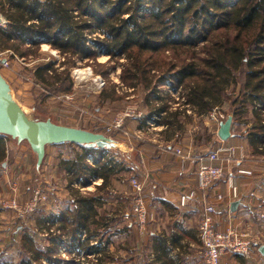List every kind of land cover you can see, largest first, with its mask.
I'll use <instances>...</instances> for the list:
<instances>
[{"label":"trees","instance_id":"trees-1","mask_svg":"<svg viewBox=\"0 0 264 264\" xmlns=\"http://www.w3.org/2000/svg\"><path fill=\"white\" fill-rule=\"evenodd\" d=\"M0 8L8 20L6 28L0 27V47L26 57L43 41L64 55L60 65L65 71L59 72L53 62L35 71L48 88L70 92V68L77 61L95 62L102 54L109 57L107 63L121 66L126 86L143 88L149 110L145 121L159 118V125L178 130L183 128L180 117H189L188 107L190 115L205 116L229 102L233 124L247 125L244 133L252 152L264 155V0H2ZM163 85L177 91L183 103L163 92ZM115 88L103 91L102 98L115 100ZM3 136L0 165L8 156ZM62 144L72 147L73 155L61 159L59 167L77 192L99 179L95 191L108 188L125 166L109 159L104 148ZM89 194L78 195L51 218L48 245L38 247L31 235H24L20 260L0 257V264H81L76 252L94 257L93 264H110V252L101 247L105 241L97 232L101 224L106 228L97 211L101 198ZM174 227L171 235L152 236L147 264H183L184 258L172 253L182 249L187 232ZM62 245L71 258H62Z\"/></svg>","mask_w":264,"mask_h":264},{"label":"rangeland","instance_id":"rangeland-1","mask_svg":"<svg viewBox=\"0 0 264 264\" xmlns=\"http://www.w3.org/2000/svg\"><path fill=\"white\" fill-rule=\"evenodd\" d=\"M0 14H3L1 9ZM0 19L1 23L6 24L4 27L3 25H0V27L6 28L8 20L1 17ZM53 52H56V55ZM108 58V56L99 54L95 62L77 61L70 68L71 91L64 92L60 89L54 91L35 77V71L42 64L52 62L54 68L58 69L59 72L65 71L66 66L60 65V62L64 60V55L60 54L58 50L52 48L49 44L46 46L41 45L36 52L21 57L13 50L0 47V80L5 85L12 100L17 102L22 109L25 108L26 112L24 111V113H27L31 120L34 122L49 121L53 125L82 130L85 135L87 132H98L104 134L108 139L122 136L125 139H121V141L133 145L135 148L134 151L127 150L126 147L123 148L125 150H121L122 148L115 145L107 151L109 159L116 161L117 164L123 163L125 165L122 169L121 167L118 168L120 170L108 185V189L95 191V188H88V190L82 189L77 193L76 187L78 186L74 184L69 186L65 173L59 167L61 159L73 155L72 147L58 146L59 143L51 142L42 144L39 148V145L29 138L6 135L9 141L7 145L9 153L0 165V257L15 263L18 262L22 251L25 250L22 241L24 235H31L38 247L48 245L52 236H48L47 227L53 224L51 218L60 216L61 211L64 209L59 207L63 205L61 199L64 197L66 199L76 198L78 195L88 196L91 190L92 194L96 195L97 198H101L103 203L97 211L99 216L106 219V228L101 224L97 232L100 237L103 236L105 241L101 247L110 252L107 255L112 258L110 264H147L152 249L151 232L161 230L163 221L166 225H173V222L176 221V218H170L174 212L166 210L168 213H165L157 207L152 197L154 195L151 190L152 184L143 180L145 179L144 174L143 179L141 176L138 161L140 150L136 147H150L154 143L153 140H150L154 136L151 131L144 136L135 132L136 127L142 124L140 121L141 119L143 121L144 117L141 119L136 116L127 117L121 128L109 130L110 125L115 124L116 117L121 113L141 111L146 116L149 110L143 106L145 95L143 88L139 87L135 90L126 86L119 78L122 73L121 66L116 65V61L107 63ZM6 60L9 63L8 66L4 65ZM119 62H124V59ZM97 63L101 66H97ZM87 67H91L93 72L91 75L84 71ZM75 70L81 71V74L74 72ZM97 76H101L106 81V86L103 89L96 88L94 78ZM67 85L69 84L67 83ZM112 85L116 87V99H103L101 93L106 89H110ZM59 87L57 85L55 88ZM160 89L177 100L169 92L167 85L161 86ZM238 92L239 87L234 94L237 95ZM227 93L231 96L233 90L230 89ZM67 96L70 98H67ZM221 109L228 117L233 116L229 102L225 103ZM180 118L183 123L185 121L186 125L188 122H192L189 117L186 122L187 116H181ZM250 119L251 117H249ZM207 120L209 121L208 126H202L200 130L203 144H209L212 137L211 133L216 132V122ZM143 123L145 124V121ZM157 124H154V126L152 123L150 125L147 123L145 126L148 125L152 130H156L158 126H162ZM125 126L131 129L130 133L126 131ZM246 128L247 125L245 124L234 125L233 133H236L240 138H244L246 137L244 133ZM216 135L218 136L217 132ZM46 149H49L47 158L43 156L47 153ZM208 150H211V148ZM62 155L63 157H61ZM248 161L251 162L249 163L251 169L254 168L255 171L262 170L263 172L260 171V173L264 176V160L257 159L256 155L251 152ZM134 178L144 183L142 197L148 211V218L143 225L139 224L140 222L133 211L139 196L131 183ZM95 181L97 182V180ZM37 191L45 192L48 201L33 209L32 203ZM15 201L16 204L13 205ZM129 213L130 216L126 219L125 215ZM173 217H177V215ZM201 217L192 216V220L188 224H195L198 227V234L200 233ZM263 219L264 214L262 213L261 220ZM54 224L56 227L59 226L58 220L54 221ZM109 226H112V228L109 229ZM56 227L51 229L54 231ZM93 229H95V226L91 229L92 232L95 231ZM43 232H47V234ZM108 239L111 242L109 245L107 244ZM198 239L199 242L190 248L191 255L185 259L184 263L208 264L205 249L202 242H200V238ZM93 241L95 240L92 239ZM259 241L262 244L264 238ZM59 253L63 259L71 258L63 247L61 251L59 250ZM63 253L65 254L63 255ZM76 253L74 256L77 262L93 264L94 257L89 256V258H86L83 255L78 256ZM252 254H254L253 250L251 258H247L243 253H227L221 257L220 264H259L253 260ZM43 264L49 263L44 261Z\"/></svg>","mask_w":264,"mask_h":264},{"label":"crops","instance_id":"crops-1","mask_svg":"<svg viewBox=\"0 0 264 264\" xmlns=\"http://www.w3.org/2000/svg\"><path fill=\"white\" fill-rule=\"evenodd\" d=\"M1 2L2 0H0V3ZM0 17L7 19L4 14H0ZM26 42V45L30 46L31 41L28 40ZM143 106L147 109L144 102ZM23 110L26 112L25 108ZM187 119L188 117L185 119L186 122L188 121ZM189 119L192 120V122H188L186 125L184 121L183 128L178 130L174 129L173 126L170 128L167 125H162L159 126L158 129L152 130L148 125L145 126L147 124L146 121L143 120L145 121L144 124L141 119L140 123L142 124L138 125L135 130L138 135L141 134L144 136L149 131L154 135L153 138L150 139L154 142L150 147H136V149L140 150L138 161L142 179L144 174L145 179L143 180L152 184L151 190L154 193L152 197L160 210L168 213L166 210L172 211L169 208L175 209L172 211L174 213L170 216V218H176L173 225H166L165 221H163V227L161 226L162 229L151 232V235L153 236L159 233L171 235L177 231L174 224L183 232H187L180 241V244L183 245L182 249H175L172 253L174 257L178 255L182 256L184 258L183 264H187L184 263L186 261L185 259L191 255L190 248L194 247V245H197L196 243L199 242L198 227L195 224H188L192 220V216H202L204 207L200 203V200H198L192 203L189 208L181 210L176 206L177 198L185 189L197 187L195 174L199 166L197 156L200 154H206L209 151L208 149L215 148L221 144L229 147L232 146L236 149L235 160L223 163V168L226 171V177L232 175L233 182L239 189L240 198L232 199L231 188L226 178L219 181L206 191L199 192V195L201 197L203 194H207L209 202L216 208L217 212L213 216L216 230L226 231L227 229H246L252 230L256 235H260L261 239L264 238V219L261 220L262 213L264 214V176L260 173V171L263 172L262 170L255 171L254 168L251 169L249 167V163L251 162L248 160L252 150L248 139L246 137L240 138L236 133H233L234 124H232V136L228 140L223 141L216 135V132H218L220 127V123H216V132L213 131L211 133L212 137L209 144H203L200 130L202 126H208L209 121L206 117L197 116L196 114H189ZM126 129L128 133L131 132V129H128L127 127ZM3 139L7 146L9 144L8 137L4 135ZM121 139L123 140L125 138L122 136H118L115 139L113 138L112 147H115L116 145L122 148L121 150H125L123 148L126 147L127 150L134 151L135 148L133 145L127 144L126 142L121 141ZM58 146L68 145L61 143ZM178 148H181L184 151H190L194 154L192 159L185 163L184 168L181 167L179 157L175 154V149ZM109 149L110 148H106L107 151ZM46 150L47 153L45 154V158L49 156V149ZM8 153L9 149H7V154ZM61 157H63V155ZM256 158L262 161L264 160V155H256ZM240 168L250 170L251 174H240L238 172ZM97 182L98 184H90L82 189H94L96 185L102 183V179L97 180ZM90 192H92V190ZM219 196H222V198H219ZM73 199L74 198L66 199L64 197L61 199L63 205H60L59 207L64 209L68 208L70 201ZM235 202H238V205L233 210L232 205ZM163 203H167V205ZM175 215H177V217H173ZM263 244L264 242H262L261 245ZM252 250L254 251V254H252V258H254L253 260L259 264H264V256L259 252V247H253Z\"/></svg>","mask_w":264,"mask_h":264},{"label":"built area","instance_id":"built-area-1","mask_svg":"<svg viewBox=\"0 0 264 264\" xmlns=\"http://www.w3.org/2000/svg\"><path fill=\"white\" fill-rule=\"evenodd\" d=\"M1 21V19H0ZM0 25H4V23L0 22ZM42 46L48 45L47 43L42 41ZM56 55V52H53ZM5 66H8L9 63L7 60L4 62ZM84 71H91V67H87ZM76 72V70L74 71ZM78 74H81L79 72ZM120 78V76H119ZM118 79V78H117ZM94 82L97 89H103L106 86V81L101 77L97 76L94 78ZM173 94L174 97L177 98L179 103H183L184 99L179 98V93L173 92L169 90ZM67 98H70L67 96ZM181 101V102H180ZM179 104H175L178 106ZM188 114H192V111L188 107L187 109ZM136 116L138 118L145 117L143 112L139 111L137 113L133 112H124L121 113L116 117V122L114 125H110L109 130L113 128H121L124 124V121L127 117ZM207 119L211 120L212 122L222 123L227 119V115L223 113L222 109L217 107L209 114L205 115ZM159 121V118H152L149 119L147 123L150 125H156ZM154 125V126H155ZM159 125V124H157ZM159 127V126H158ZM176 155L179 157V163L181 167L184 168L185 163L192 159L193 155L190 151H184L181 148L176 149ZM236 156V149L235 147L225 146L221 144L211 150H209L206 154H200L197 156V160L199 162V166L196 171V179H197V187L196 188H189L182 191L177 198L176 206L178 209H187L189 208L192 203L200 200V203L203 205L204 210L201 217V226H200V233L199 238L202 242V245L205 249L208 264H220L221 257L227 253H243L246 257L250 258L251 252L253 247H259L261 245L260 241L261 236L256 235L252 230L246 229H227L226 231H218L215 228V222L213 216L216 214V208L209 202V197L207 194H203L201 197L199 192L206 191L207 189L211 188L219 181L223 180L224 178L227 179L229 186L231 188V197L232 199H239L240 192L238 187L233 182L232 175L226 177V171L223 168V163L230 162L235 160ZM219 163V164H218ZM238 172L243 175L251 174L250 170L246 169H239ZM96 181H93V184H96ZM133 187L135 188L136 193H138V198L136 200V204L134 206L133 211L135 212L139 224L143 225L147 222L148 218V211L145 206V201L142 197V193L144 191V183H141L136 178L132 179L131 181ZM222 198V196H219ZM47 196L46 193L43 191H37L36 196L34 198V202L32 203L33 209L36 208L38 205H42L46 203ZM16 204V201L13 205ZM7 207V206H6ZM9 208V207H7ZM11 208V207H10ZM130 216L129 214L125 215V218L128 219ZM66 250V247L62 245L60 247ZM65 253H63L64 255Z\"/></svg>","mask_w":264,"mask_h":264},{"label":"water","instance_id":"water-1","mask_svg":"<svg viewBox=\"0 0 264 264\" xmlns=\"http://www.w3.org/2000/svg\"><path fill=\"white\" fill-rule=\"evenodd\" d=\"M232 124L233 116H229L226 121L220 123L217 134L221 140L226 141L232 136ZM0 134L19 138H29L32 142L39 145V148L42 144L51 142L57 144L74 142L84 144L88 147H100L104 149L113 146L112 140L108 139L102 133L87 132L85 135L82 130L53 125L49 121L34 122L33 120H29L21 106L12 100L1 80ZM237 205L238 202L233 203V210ZM259 252L264 256V245L259 247Z\"/></svg>","mask_w":264,"mask_h":264},{"label":"bare ground","instance_id":"bare-ground-1","mask_svg":"<svg viewBox=\"0 0 264 264\" xmlns=\"http://www.w3.org/2000/svg\"><path fill=\"white\" fill-rule=\"evenodd\" d=\"M76 72H79V71H76ZM81 72V71H80ZM88 74L90 73V71L88 72V71H86ZM90 75H91V73H90ZM87 80V79H86ZM10 95V94H9ZM24 111V110H23ZM27 115V114H26ZM27 117L29 118V120H31V118H30V116H28L27 115Z\"/></svg>","mask_w":264,"mask_h":264}]
</instances>
